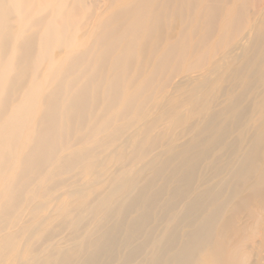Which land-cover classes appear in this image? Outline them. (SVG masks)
<instances>
[{"label":"bare ground","instance_id":"obj_1","mask_svg":"<svg viewBox=\"0 0 264 264\" xmlns=\"http://www.w3.org/2000/svg\"><path fill=\"white\" fill-rule=\"evenodd\" d=\"M261 2L0 0V264H264Z\"/></svg>","mask_w":264,"mask_h":264},{"label":"rangeland","instance_id":"obj_2","mask_svg":"<svg viewBox=\"0 0 264 264\" xmlns=\"http://www.w3.org/2000/svg\"><path fill=\"white\" fill-rule=\"evenodd\" d=\"M263 2H264V0H262V2H261L262 4H260L259 7L264 6V3H263ZM177 78H178V77H177ZM177 78H176V79H177ZM179 79H180V78H179Z\"/></svg>","mask_w":264,"mask_h":264}]
</instances>
